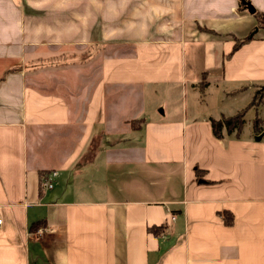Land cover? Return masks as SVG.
Instances as JSON below:
<instances>
[{
    "label": "crops",
    "instance_id": "0c3cea01",
    "mask_svg": "<svg viewBox=\"0 0 264 264\" xmlns=\"http://www.w3.org/2000/svg\"><path fill=\"white\" fill-rule=\"evenodd\" d=\"M247 1L0 0V264H264Z\"/></svg>",
    "mask_w": 264,
    "mask_h": 264
},
{
    "label": "trees",
    "instance_id": "16d2710c",
    "mask_svg": "<svg viewBox=\"0 0 264 264\" xmlns=\"http://www.w3.org/2000/svg\"><path fill=\"white\" fill-rule=\"evenodd\" d=\"M246 2H248L247 0H241V4H243V7H246ZM252 37V36H251ZM251 37H246L243 39H237L235 46H234V50H237L242 44L248 42L250 40ZM262 101V90L257 92V94L255 95V99H253V103H255L256 105L259 104V102ZM245 113H246V109H243L241 111H239L238 113L232 115V116H228L225 117L223 119V123L217 124V122H213V131L216 135L220 136L221 135V130L223 129L224 126H226V130L228 133H233L235 132L237 135H240V133L243 130V126H244V122H245ZM260 119L257 117V119L255 120V130L258 131L260 130ZM135 122L133 121L132 124L135 126ZM197 174H198V178L201 179L203 177L202 173L203 170L197 168ZM225 219L227 222H231V220H229L227 218V216H225ZM166 227V223L162 226V225H155L149 228V230L151 232H154L155 234L160 233V230Z\"/></svg>",
    "mask_w": 264,
    "mask_h": 264
},
{
    "label": "rangeland",
    "instance_id": "374dc122",
    "mask_svg": "<svg viewBox=\"0 0 264 264\" xmlns=\"http://www.w3.org/2000/svg\"><path fill=\"white\" fill-rule=\"evenodd\" d=\"M264 100V98H263ZM262 101L259 102V107L258 106H255L254 108L250 107L249 109H247V113H245V124H246V129L247 131L251 130L252 129V121L253 119L255 118V114L256 112L259 110V111H264V107H260L261 106V103ZM238 104H239V101H238ZM243 103H240L239 105H242ZM252 131V130H251ZM50 172H48L49 174ZM46 174V173H45ZM43 174V175H45Z\"/></svg>",
    "mask_w": 264,
    "mask_h": 264
},
{
    "label": "built area",
    "instance_id": "2783aa9c",
    "mask_svg": "<svg viewBox=\"0 0 264 264\" xmlns=\"http://www.w3.org/2000/svg\"><path fill=\"white\" fill-rule=\"evenodd\" d=\"M56 171H52L50 172L49 174H45L43 177L44 179H42L44 181V186L47 187V188H51L53 186V179L54 177L56 176ZM0 223H1V220H0Z\"/></svg>",
    "mask_w": 264,
    "mask_h": 264
},
{
    "label": "water",
    "instance_id": "95a60500",
    "mask_svg": "<svg viewBox=\"0 0 264 264\" xmlns=\"http://www.w3.org/2000/svg\"><path fill=\"white\" fill-rule=\"evenodd\" d=\"M246 5H247L249 11H251V12H255V8L253 7V5H252L251 3L246 2Z\"/></svg>",
    "mask_w": 264,
    "mask_h": 264
}]
</instances>
